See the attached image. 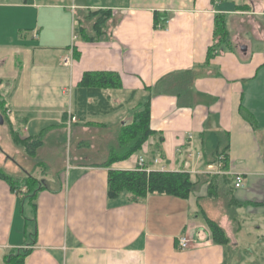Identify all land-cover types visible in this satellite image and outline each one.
<instances>
[{
	"label": "crops",
	"instance_id": "0c3cea01",
	"mask_svg": "<svg viewBox=\"0 0 264 264\" xmlns=\"http://www.w3.org/2000/svg\"><path fill=\"white\" fill-rule=\"evenodd\" d=\"M100 16L107 19L96 30ZM216 17L229 43L216 45L208 60L207 50L218 43ZM88 71L113 72L121 81L100 89L103 109L97 98H85L92 108L76 100ZM185 71L193 79L183 98L182 89L179 95L152 94L154 86ZM146 98L161 152H152L156 137L150 136L141 150L111 167L101 166L108 150L96 160L81 153L52 174L50 159L32 170L12 162L17 175L0 165L10 177L30 174L44 186L24 197L23 185L13 191L0 178V264L27 246L24 264H227V247L233 250L239 241L229 234L228 217L214 220L202 202H216L202 182V131L229 133L223 172L243 176L233 197L245 206L228 216L264 218V0H0V114L15 147L24 138L50 146V135L63 134L72 116L73 128L119 129ZM140 156L149 169L187 172L196 188L186 198L159 192L138 200L108 197V169H136ZM204 214L224 229L225 246L212 242ZM181 237L189 239L183 249L176 244Z\"/></svg>",
	"mask_w": 264,
	"mask_h": 264
},
{
	"label": "trees",
	"instance_id": "16d2710c",
	"mask_svg": "<svg viewBox=\"0 0 264 264\" xmlns=\"http://www.w3.org/2000/svg\"><path fill=\"white\" fill-rule=\"evenodd\" d=\"M94 12H92V15ZM157 19V14L155 15ZM107 16L98 17L93 27L96 30L105 23ZM99 32V31H98ZM214 39L218 42L210 46L207 50V59L214 54L216 45L221 43H229L228 32L225 30L224 23L221 19H215V26L213 31ZM152 88V94H176L182 89L183 94L188 91L193 76L190 71L175 73ZM82 88L79 89L76 100L80 107L92 108L93 105L86 103L88 97L98 99L100 104L97 108H104L105 100L101 96V88L121 86L119 76L113 72L106 71H88L85 72L81 80ZM189 84V85H188ZM178 104H181V98L178 96ZM106 103V102H105ZM3 103L0 101V109L3 110ZM81 108V109H82ZM244 118L253 123V116L244 112ZM75 117V116H74ZM76 120V117H75ZM120 131L117 133L115 145H112L109 151V157L101 166L111 167L113 162L124 160L130 155L138 152L144 147L150 136H155L156 140L152 146V152H161L160 142L162 137L157 134L155 130L150 127L149 116V100L146 98L141 108L134 111L129 122L120 125ZM199 149L203 159V165L220 162L222 170H228V150H229V133L226 131H202L198 135ZM17 141V140H16ZM40 140H21L19 144L22 147H31L29 153L34 154V150L40 145ZM18 143V141H17ZM144 167L146 165L144 164ZM0 178L7 181L10 188L15 191L16 188L26 187L23 192L24 197H33L36 192L44 188L41 180H38L31 175H27L22 179H15L3 173L0 170ZM203 181L207 183V197L219 198L227 195L228 210H232L235 206H245V203L236 201L233 197V175L229 174H206L203 175ZM197 182H192L189 174L184 171H170V170H153L146 168L136 169H113L109 168L107 172V195L110 198L119 197L122 194H129L131 200H138L144 198L148 193L159 192L179 198H186L188 194L196 188ZM28 193V195H27ZM264 204V200L262 202ZM206 225L210 232V237L213 243L225 246L228 243V238L224 229L213 219L204 214ZM35 233L32 232L30 238H34ZM177 247L180 248L178 240ZM183 249V248H181ZM29 248L23 247L12 250L5 256V264H24V258L28 254Z\"/></svg>",
	"mask_w": 264,
	"mask_h": 264
},
{
	"label": "rangeland",
	"instance_id": "374dc122",
	"mask_svg": "<svg viewBox=\"0 0 264 264\" xmlns=\"http://www.w3.org/2000/svg\"><path fill=\"white\" fill-rule=\"evenodd\" d=\"M79 18H82L81 20L83 22L84 17H82L81 14L78 19ZM85 19H89L87 21L92 22V19L90 20V18ZM4 118L7 120V117ZM74 122L70 123L63 134L59 135V132L52 133L50 135V146L47 143V140L42 143V140L38 139L40 140V145L36 147L34 155L29 153V150L31 149L30 146L27 147L25 145V147H22L21 145H17V143H15L17 146L15 147L9 139L7 124L4 123L3 126L0 124V136L2 137L0 138V151L4 154L3 157H0V165H2L3 169H7L8 172H12L17 175L20 172L17 168H15L12 162H16L22 167H30L32 170V168H35L36 166L35 163L40 159H50V164H48V166H50V173L52 174V172H59V169L63 170L67 163H73L77 155L79 156L81 153L87 154L88 160H96L100 159V157L102 159L106 155L107 150V153H109L112 145H115V136L120 131L117 126L114 128L103 126L96 130H93L92 128L84 130L81 126L74 128L73 126L71 127V124H74ZM17 129L18 132L21 133L20 127ZM22 140H26V138ZM106 145L109 146L106 147ZM5 158H8V161L6 164H3L5 162ZM40 166H42L43 169L47 168L46 165L41 164ZM25 177L26 176L24 175L21 179ZM15 179L19 178L16 177ZM55 182H57L56 179L54 180V183ZM22 189L24 190L26 187L22 186ZM227 197V195H223L222 197L215 199L210 197L209 199L213 202L216 201L214 203L211 201H202L205 205L210 206V214L213 216L212 218L214 220H220V218L222 219L224 215L228 217L230 220L229 228H231V232L229 234L239 241L233 250H231L230 246L227 247V264H231L233 259L236 260V258H238L239 264H264V243H262V241L260 244L255 243V239L259 240L261 237H264V218L248 217L242 220L239 217H229L228 215L232 211L228 210L226 203ZM32 225V222H28L26 228L30 230L29 228ZM238 225L240 233H238ZM29 233L30 231L27 232L28 236ZM245 241H248V243L244 244Z\"/></svg>",
	"mask_w": 264,
	"mask_h": 264
},
{
	"label": "built area",
	"instance_id": "2783aa9c",
	"mask_svg": "<svg viewBox=\"0 0 264 264\" xmlns=\"http://www.w3.org/2000/svg\"><path fill=\"white\" fill-rule=\"evenodd\" d=\"M6 112L9 113V110L6 109ZM75 121V117L72 116L70 117V122H74ZM154 162H157V159H154ZM222 165L220 162L217 163H210V164H206L205 168H206V173L207 174H224L223 170H222ZM138 168L142 169V168H146L147 170H149L148 167H144V157L140 156L138 158ZM158 170H165L164 167H160ZM234 179H233V187L235 189L241 188L243 186V176L240 173H236L233 175ZM179 246L180 248H185L188 246L189 243V239L187 237H181L178 240ZM28 248V246H27Z\"/></svg>",
	"mask_w": 264,
	"mask_h": 264
},
{
	"label": "water",
	"instance_id": "95a60500",
	"mask_svg": "<svg viewBox=\"0 0 264 264\" xmlns=\"http://www.w3.org/2000/svg\"><path fill=\"white\" fill-rule=\"evenodd\" d=\"M3 123L2 115L0 114V124Z\"/></svg>",
	"mask_w": 264,
	"mask_h": 264
}]
</instances>
